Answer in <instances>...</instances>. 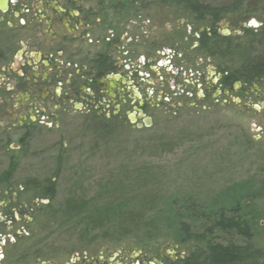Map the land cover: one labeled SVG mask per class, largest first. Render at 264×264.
<instances>
[{
  "label": "rangeland",
  "instance_id": "obj_1",
  "mask_svg": "<svg viewBox=\"0 0 264 264\" xmlns=\"http://www.w3.org/2000/svg\"><path fill=\"white\" fill-rule=\"evenodd\" d=\"M202 1L211 7L234 3ZM249 4L246 27L258 30L259 19L252 14L264 8V0ZM185 11L163 3L157 9L139 10L137 19L128 18L127 12H110L115 38L119 37L114 47L117 74L121 73L117 84L123 87L118 93L119 117L109 116L114 107L106 108L105 103L98 118L75 109L58 126L49 120L33 127L31 119L39 118L33 112L27 119L32 136L21 147L18 141L24 130L17 128L18 122L4 120L7 128L0 126V135L8 134L10 143L0 139V174L8 156L21 152L15 182L50 178L57 192L54 199L42 200L35 192L22 194L19 200L34 207L31 217L1 201L2 210H12L16 218L15 224L5 226L7 237H21L18 244L12 245L11 239L6 246L9 264H65L84 250H97L102 257L142 251L154 264H176L196 247L194 240L173 237L175 209L189 201L210 212L238 207L252 227L256 247L264 250V83L255 82L247 94L219 92L215 61L199 54L194 43L195 28L203 30L204 22H196ZM154 61L159 63L150 64ZM197 71L203 87L192 82ZM211 83L216 87L205 98ZM138 93L151 118L150 125L142 127L138 124L143 116L131 121ZM57 157L60 171L55 175ZM137 206L146 218L162 222L156 238L134 236L130 226L100 228L115 213ZM71 218L75 222L67 221ZM84 218L88 221L81 222ZM26 222L25 229L13 236ZM196 226L200 230L201 222Z\"/></svg>",
  "mask_w": 264,
  "mask_h": 264
},
{
  "label": "flooded vegetation",
  "instance_id": "obj_2",
  "mask_svg": "<svg viewBox=\"0 0 264 264\" xmlns=\"http://www.w3.org/2000/svg\"><path fill=\"white\" fill-rule=\"evenodd\" d=\"M255 3L258 4V1ZM162 4V0H0V126L7 128L4 120L8 118L11 122H18L17 128L24 130L18 141L21 147L32 136L30 124L35 127V122L43 125L53 120L58 126L65 115L74 113L75 109L84 110L86 117L98 118L106 103V108L114 107L109 116L119 117L118 93L123 87L117 84L121 73L117 74L119 64L114 57V47L117 48L119 37L115 38L117 28L115 30L112 27L110 12H127L128 18L137 19L141 16L139 10H146L148 7L157 9ZM232 7L235 6L229 4L216 7L227 12L217 30L224 37L242 36L249 29L246 27L249 18L236 22L231 19L234 17ZM131 9H134L135 14L130 15ZM185 13L190 14L189 11ZM252 15V18L259 19L258 30L255 32L264 31V8L253 10ZM198 38L199 34L195 38V47L199 45ZM157 63L159 62L154 61L150 64ZM197 72L192 82L194 86L203 87L202 76ZM261 82L264 83V78L258 83ZM213 84L206 86L205 98L216 87ZM254 85L255 82L243 84L239 81L233 84L232 90L221 89L219 92L226 95L240 90L247 94L250 86ZM138 96L140 97L139 93L136 95L137 106L132 107L136 122L140 118V111L147 115L144 100ZM33 112H37L39 118H32L28 124L27 119ZM141 124L145 125L146 122L142 120ZM1 135L0 139L4 138L8 145V134ZM18 153L8 156L7 168L1 171L0 204L5 200L3 202L11 204L10 208L15 205L19 207L20 215L28 214L31 217L34 207L28 205L29 201L25 206L19 198L22 194L29 196L32 191L29 189L26 192L24 181L15 182L19 168L16 159L23 154ZM12 165L16 167L11 169ZM37 199L45 197L42 198L39 194ZM18 201L21 203H17ZM12 213V210L4 211L0 207V264L10 262L6 246L12 243L11 239L15 241L12 245H15L21 238L6 235L5 226L16 222ZM26 224L28 222L22 225L20 223L19 229L15 228L12 232L13 236L17 234V230L19 232L20 229H25ZM100 253L97 250H84L80 257L77 253L65 264H154L142 251H138L137 255L130 251L126 255L116 251L113 256L107 257H102ZM154 262L158 263V260L154 259Z\"/></svg>",
  "mask_w": 264,
  "mask_h": 264
},
{
  "label": "trees",
  "instance_id": "obj_3",
  "mask_svg": "<svg viewBox=\"0 0 264 264\" xmlns=\"http://www.w3.org/2000/svg\"><path fill=\"white\" fill-rule=\"evenodd\" d=\"M247 1L249 2L246 6L244 2ZM162 3L181 6L190 12L196 22H204L203 30L195 28L199 34L197 51L215 61L216 72L220 75L219 84L222 85L223 91L232 90L233 84L239 81L250 84L258 83L264 78V31L257 33L255 30L247 29L242 36L224 37L217 31L218 24L227 13L224 10L211 7L201 0H163ZM249 3L250 0H234L235 7H232L234 17H231L234 22L247 20V17L243 16L251 11L249 8H252V5ZM237 5L244 6L239 8ZM207 98H210V95H207ZM57 159L55 175L60 171L58 167L61 157ZM15 167L12 165L11 169ZM23 184L27 187L26 192L30 189L36 196L40 194L42 198L47 196L51 199L56 197V185L50 178L44 180L28 178L24 179ZM189 202L175 209L174 222H177V225L174 227L173 237L176 240L180 238L185 241L194 240L196 247L176 264H264V250L256 247L252 227L246 219L241 218L238 207L230 209L222 207L210 212L205 207H200L197 202ZM47 208L56 215V211L50 205H47ZM122 213H115L116 217L111 216V220L108 218L107 223L102 224L100 228L120 227L119 230H122L124 226H130V232L134 236L142 235L148 240L161 234L157 228L162 222L146 218L141 207L129 208ZM74 218L67 221L75 222ZM80 221L88 220L84 218ZM197 222H201L200 230L196 226Z\"/></svg>",
  "mask_w": 264,
  "mask_h": 264
},
{
  "label": "water",
  "instance_id": "obj_4",
  "mask_svg": "<svg viewBox=\"0 0 264 264\" xmlns=\"http://www.w3.org/2000/svg\"><path fill=\"white\" fill-rule=\"evenodd\" d=\"M134 115L135 114H132L131 115V121L134 122L135 121V118H134ZM143 116L144 117V122H146V124H149L150 125V121H151V118L150 117H147L142 111H140V117ZM139 127H142V124H138Z\"/></svg>",
  "mask_w": 264,
  "mask_h": 264
}]
</instances>
